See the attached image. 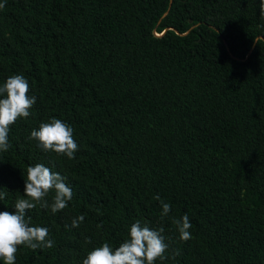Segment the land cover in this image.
Returning a JSON list of instances; mask_svg holds the SVG:
<instances>
[{"label": "trees", "instance_id": "trees-1", "mask_svg": "<svg viewBox=\"0 0 264 264\" xmlns=\"http://www.w3.org/2000/svg\"><path fill=\"white\" fill-rule=\"evenodd\" d=\"M260 4L7 0L0 85L23 74L36 103L0 152V191L8 190L0 212L24 198L29 165L60 173L74 194L56 214L39 205L27 212L54 246H20L16 264H83L103 243L118 247L137 220L164 228L162 264H264ZM52 118L73 128L74 159L29 139ZM156 195L171 205L167 217ZM185 214L188 241L173 223Z\"/></svg>", "mask_w": 264, "mask_h": 264}, {"label": "clouds", "instance_id": "clouds-1", "mask_svg": "<svg viewBox=\"0 0 264 264\" xmlns=\"http://www.w3.org/2000/svg\"><path fill=\"white\" fill-rule=\"evenodd\" d=\"M6 2L7 0L0 3V9L6 6ZM260 10L264 15V0H261ZM29 93L30 84L23 74L11 75L0 85V152H7L11 147V126L19 119H26L31 115L36 97ZM73 132V128L63 120L52 118L41 123L38 130L33 129L29 139L36 140L45 152L74 159L79 146ZM50 194L51 202L48 199ZM7 195V189L0 191V201L5 200ZM73 195L72 188L60 173L43 164L29 165L26 169L24 198L15 201L14 212H0V261L3 264H16V254L20 246L33 251L52 248L54 240L49 237V229L33 225L27 212L39 205L43 209L50 208L56 214L68 207ZM153 199L160 201L161 217H167L171 212V205L164 202L159 195ZM83 220L84 216L80 215L72 220L71 226L77 228ZM173 223L180 240L191 239L192 225L187 214L180 219H173ZM163 233V227L153 228L137 220L131 225L128 238L118 247L103 243L87 253L83 264H156L157 261L162 264L169 259V255H166L169 245L165 242ZM90 242L86 239V243ZM178 255L180 251L177 249L171 253V258L175 259Z\"/></svg>", "mask_w": 264, "mask_h": 264}]
</instances>
